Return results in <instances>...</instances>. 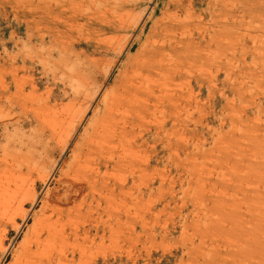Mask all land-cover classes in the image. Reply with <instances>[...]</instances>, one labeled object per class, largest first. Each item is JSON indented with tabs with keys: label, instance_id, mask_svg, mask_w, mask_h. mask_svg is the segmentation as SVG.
I'll list each match as a JSON object with an SVG mask.
<instances>
[{
	"label": "rangeland",
	"instance_id": "374dc122",
	"mask_svg": "<svg viewBox=\"0 0 264 264\" xmlns=\"http://www.w3.org/2000/svg\"><path fill=\"white\" fill-rule=\"evenodd\" d=\"M168 1L180 0H0L5 264H14L46 207L65 206L64 184V208L87 194L83 186L75 193L70 171ZM209 1L195 0L192 11L205 40L191 51L205 60L175 81L187 112L166 109L165 129H136L142 138L128 145L127 164L141 171L110 169L118 188L108 217L93 203L89 221L82 206L75 221L91 240L73 239L76 264H264V0H220L226 8L217 14ZM150 132L159 138L143 144Z\"/></svg>",
	"mask_w": 264,
	"mask_h": 264
},
{
	"label": "bare ground",
	"instance_id": "6f19581e",
	"mask_svg": "<svg viewBox=\"0 0 264 264\" xmlns=\"http://www.w3.org/2000/svg\"><path fill=\"white\" fill-rule=\"evenodd\" d=\"M196 3L195 0H190L189 2L187 0H180L178 2L171 1L167 4V11L151 27L152 30L150 29L149 35L147 34L148 36L139 47L137 54L129 59L127 73L122 78L118 89L114 91V94L111 95L112 97H109L110 99L108 98L109 100L105 103L104 115L82 148L80 160L77 162L78 168H72L70 171L74 188L72 189L75 190L76 194L78 192L80 194L78 188L83 186L82 188L87 190V194L83 196L84 198L81 203L76 205L75 208H69L70 206L64 208L66 202H69V199L71 200L66 194V189L69 187L67 185L69 184H64L61 189L64 198H61L60 202L64 201L65 206L51 205L48 208L46 207V210L44 209V216L40 219L39 223L36 222L38 224L36 228L35 226L33 228L34 234L22 246L14 264H76L78 249L74 242H77L81 234L84 235L82 237L85 245L91 240V231L86 230L85 226L81 227V224L75 221V218L82 213V206H87L86 213L87 217L90 218L89 221L93 220V203H96V208L100 210L101 218L108 217V206L111 197L118 188L116 184L109 182L110 169L112 168L117 171L122 168L131 167L132 169L130 170L134 173L141 171L137 165L127 164L131 153H134V146L130 147L128 145L137 144L142 138V136L134 134L136 129L142 128L145 125H151L152 123H155V126L159 127L157 130L165 129L168 123V119L165 118L167 116L166 109L175 111L181 109L187 112L190 101L182 88L178 91V85L175 84V81L190 76L189 65L192 62L200 63L202 60H205L200 51L194 52V55L191 51V48L195 46L199 49L201 43L205 40L204 31L201 32L199 29L203 20L202 18L199 20L200 16L198 13V17H195V14L192 12L195 6L199 5ZM220 3V0H215V3L210 0L207 10L211 12L215 10L214 13L216 14V11L222 12L226 8V6L223 7L226 5V1L224 2L223 0L222 3L224 5L221 3L222 6ZM58 4L60 5V3ZM49 7L50 5H48ZM56 10L60 9L57 8ZM50 14L57 17V14L52 12L48 16ZM60 15L59 18H61ZM64 19L67 20L66 18ZM189 26L192 27L190 28ZM193 30H196V32L198 30L199 38L198 36L196 38L200 40V44L196 42L194 37L197 33H194ZM127 48L128 46L122 47L119 55L121 56ZM111 70L112 68L109 72L107 71L109 75H111ZM197 78L200 83L199 89L202 91L204 79L203 77ZM172 120L176 122L173 118ZM155 135L156 137H154ZM158 136V132H150V139L145 141L143 139L142 142L145 144L149 140L159 138ZM122 184L124 185L125 183ZM60 197H62L61 194ZM56 200L53 203L56 204ZM34 201L35 203L37 202L36 200ZM29 217L30 214L28 213V215L24 216L26 220H23L26 222ZM9 252L10 249L8 248L3 250L0 264H5ZM80 252L84 253L86 251Z\"/></svg>",
	"mask_w": 264,
	"mask_h": 264
}]
</instances>
